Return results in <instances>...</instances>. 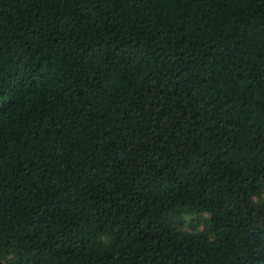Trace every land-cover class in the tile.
<instances>
[{
  "label": "trees",
  "instance_id": "1",
  "mask_svg": "<svg viewBox=\"0 0 264 264\" xmlns=\"http://www.w3.org/2000/svg\"><path fill=\"white\" fill-rule=\"evenodd\" d=\"M0 264H264V0H0Z\"/></svg>",
  "mask_w": 264,
  "mask_h": 264
},
{
  "label": "rangeland",
  "instance_id": "2",
  "mask_svg": "<svg viewBox=\"0 0 264 264\" xmlns=\"http://www.w3.org/2000/svg\"><path fill=\"white\" fill-rule=\"evenodd\" d=\"M187 219H189V216L187 217Z\"/></svg>",
  "mask_w": 264,
  "mask_h": 264
}]
</instances>
